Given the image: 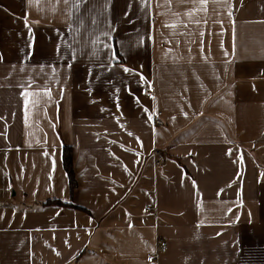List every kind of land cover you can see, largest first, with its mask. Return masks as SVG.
Returning a JSON list of instances; mask_svg holds the SVG:
<instances>
[{"label": "crops", "instance_id": "1", "mask_svg": "<svg viewBox=\"0 0 264 264\" xmlns=\"http://www.w3.org/2000/svg\"><path fill=\"white\" fill-rule=\"evenodd\" d=\"M0 264H264V0H0Z\"/></svg>", "mask_w": 264, "mask_h": 264}, {"label": "trees", "instance_id": "2", "mask_svg": "<svg viewBox=\"0 0 264 264\" xmlns=\"http://www.w3.org/2000/svg\"><path fill=\"white\" fill-rule=\"evenodd\" d=\"M63 150H64L63 165L66 168L68 179H70L71 190L73 191L79 185V179H78L76 164L74 159L75 150H73V146L70 143L69 144L64 143ZM59 201L63 203H67L62 200Z\"/></svg>", "mask_w": 264, "mask_h": 264}, {"label": "built area", "instance_id": "3", "mask_svg": "<svg viewBox=\"0 0 264 264\" xmlns=\"http://www.w3.org/2000/svg\"><path fill=\"white\" fill-rule=\"evenodd\" d=\"M163 114L164 111L161 108L156 109V111L154 112L153 118H154V123L157 125H160L162 123H164V118H163ZM154 154L156 155V162L158 164L163 163V155H162V149H160L159 147H157V149H155ZM167 248V241L164 238L160 239V245L158 246V252L157 253H153L151 254L148 259L149 260H153V258H156L158 254H160V252L165 251V249Z\"/></svg>", "mask_w": 264, "mask_h": 264}, {"label": "snow or ice", "instance_id": "4", "mask_svg": "<svg viewBox=\"0 0 264 264\" xmlns=\"http://www.w3.org/2000/svg\"><path fill=\"white\" fill-rule=\"evenodd\" d=\"M30 2H32V0H30ZM35 2L38 3L39 0H35ZM65 2H67V0H65ZM125 71H128V69H125ZM30 103L36 104V103H38V101L33 100V101H30Z\"/></svg>", "mask_w": 264, "mask_h": 264}]
</instances>
